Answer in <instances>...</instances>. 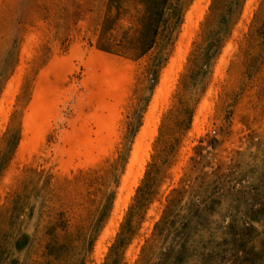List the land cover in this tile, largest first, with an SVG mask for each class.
<instances>
[{"label": "rangeland", "instance_id": "obj_1", "mask_svg": "<svg viewBox=\"0 0 264 264\" xmlns=\"http://www.w3.org/2000/svg\"><path fill=\"white\" fill-rule=\"evenodd\" d=\"M0 264H264V0H0Z\"/></svg>", "mask_w": 264, "mask_h": 264}]
</instances>
